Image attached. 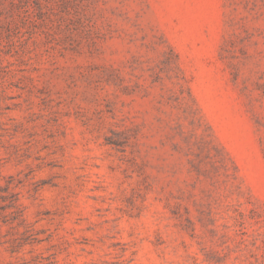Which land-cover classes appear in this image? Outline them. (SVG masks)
Returning <instances> with one entry per match:
<instances>
[{
	"label": "rangeland",
	"instance_id": "374dc122",
	"mask_svg": "<svg viewBox=\"0 0 264 264\" xmlns=\"http://www.w3.org/2000/svg\"><path fill=\"white\" fill-rule=\"evenodd\" d=\"M0 264H264V0H0Z\"/></svg>",
	"mask_w": 264,
	"mask_h": 264
}]
</instances>
